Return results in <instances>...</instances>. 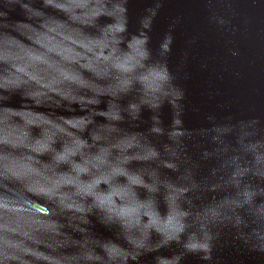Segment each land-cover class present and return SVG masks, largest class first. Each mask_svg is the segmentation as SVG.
Here are the masks:
<instances>
[{
    "label": "water",
    "instance_id": "water-1",
    "mask_svg": "<svg viewBox=\"0 0 264 264\" xmlns=\"http://www.w3.org/2000/svg\"><path fill=\"white\" fill-rule=\"evenodd\" d=\"M0 50L182 264H264V0H0Z\"/></svg>",
    "mask_w": 264,
    "mask_h": 264
}]
</instances>
